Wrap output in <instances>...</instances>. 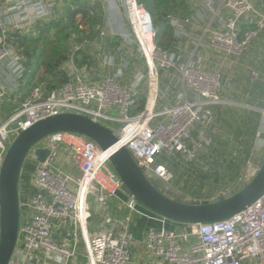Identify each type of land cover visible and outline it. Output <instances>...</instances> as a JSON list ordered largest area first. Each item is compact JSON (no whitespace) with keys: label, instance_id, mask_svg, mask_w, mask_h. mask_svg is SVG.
<instances>
[{"label":"built area","instance_id":"2783aa9c","mask_svg":"<svg viewBox=\"0 0 264 264\" xmlns=\"http://www.w3.org/2000/svg\"><path fill=\"white\" fill-rule=\"evenodd\" d=\"M111 1L108 10L125 8L129 34L121 38L128 45H137L145 76L134 75V80L124 82L125 69L131 63H120L115 68L111 53H98L106 69H115L111 74L78 69L69 60L68 81L46 95L39 88L30 89L18 107L17 98L10 94L22 77L23 57L5 45L6 26L26 30L36 20L48 17L52 4L46 0H15L7 22L0 21V107L16 105L0 121V164L20 131L65 112L86 115L111 130L113 123H121L117 133L113 132L118 139L116 145L130 152L145 176L148 173L168 182L173 172L167 161L201 163L200 157L207 152L215 133L214 107L229 102L223 97L221 74L204 68L192 55L183 59L180 54L156 47L155 27L142 3ZM203 1L212 12V20L220 21L218 27L208 23L203 30L209 46L223 57L242 56L264 29V13L249 0ZM130 4L137 5L140 14ZM224 10L228 14L219 17ZM173 23L179 33L180 24ZM95 29L101 39L112 31L107 23ZM87 43L74 44L73 51L83 50ZM200 44L198 41L195 49ZM161 71L171 73L163 90ZM251 78L257 80L258 73L253 71ZM143 79H147L148 90L144 107L131 114L135 98L142 94ZM1 80H6L11 89ZM177 84L180 88L172 91ZM152 85L155 96L148 109ZM164 101L172 104L156 110ZM261 102L260 107H251L262 114L255 142L264 134V99ZM41 141L23 161L32 169L26 171L22 164L20 171L18 236L7 264H264V194L229 218L186 224V230L175 231L166 227L168 219L150 211L148 215L133 196L121 190L108 154L96 143L74 132H56ZM43 148L49 153L38 161L35 150ZM61 148L70 155L78 176L55 166ZM258 169V165L250 164L236 181H249ZM121 192L126 197H120ZM111 200L117 203V214L113 216L108 214ZM134 215L156 220L159 226L148 227L137 238L132 230ZM134 251H141L139 257L143 255V260L135 259Z\"/></svg>","mask_w":264,"mask_h":264},{"label":"trees","instance_id":"16d2710c","mask_svg":"<svg viewBox=\"0 0 264 264\" xmlns=\"http://www.w3.org/2000/svg\"><path fill=\"white\" fill-rule=\"evenodd\" d=\"M137 1L142 3L151 15L155 27L154 42L156 47L168 51L172 42V28L167 20V15L188 14V3L186 0ZM78 17L80 21H78ZM82 21L87 22L90 27L88 26V29L80 27L84 24ZM102 22V7L97 0H56L52 4L50 15L36 20L28 29H6L5 45L11 47L23 57L22 77L16 89L10 94L11 98H17V107L28 95L30 89L39 88L42 94L46 95L68 81L67 63L69 60H72L78 69L83 66H94L95 63L91 55L82 52V50L73 51V46L77 43L93 40L98 35V31L94 27L102 25ZM244 29L246 27L242 26V30ZM116 39L118 38L105 37L102 47L109 50L111 46L120 45V41ZM159 77L162 81V71L159 73ZM259 96L261 95L259 94ZM144 104L145 96L139 94L135 98L130 113L134 114L142 110ZM15 107L16 105H11V103L1 106L0 110H3V118L12 112ZM232 107L231 104L214 107L215 121L220 123L222 129H224L223 125H226L223 130L226 133H217V127L215 126L213 141L207 152L200 157L201 163L185 165V170L180 176L183 178L184 174L188 184L197 183L198 187H202L210 178L218 182L221 175L226 172L232 176L231 180H234L240 174L239 165L236 163L238 160L236 159L241 155L240 148H242V154L245 153V160L249 158L253 137L261 114L257 110L247 107H239L236 112H233ZM228 114L229 117L227 118ZM234 122L235 126H233ZM225 160L227 163L224 162ZM178 162L173 160L167 161L166 164L173 172L176 168H173L172 164L176 166ZM22 169L27 171L31 170L32 167L23 164ZM149 181L151 182L150 179ZM189 188L193 187L190 186Z\"/></svg>","mask_w":264,"mask_h":264},{"label":"water","instance_id":"95a60500","mask_svg":"<svg viewBox=\"0 0 264 264\" xmlns=\"http://www.w3.org/2000/svg\"><path fill=\"white\" fill-rule=\"evenodd\" d=\"M56 132L85 136L108 153V161L121 181V190L145 209L181 224L207 223L233 216L264 194V160L256 174L219 197L187 202L159 191L145 176L125 147H117L113 131L86 115L65 112L35 122L20 131L7 148L0 164V264H7L16 245L19 226L18 181L24 158L41 140ZM38 161L48 149L35 150Z\"/></svg>","mask_w":264,"mask_h":264},{"label":"crops","instance_id":"0c3cea01","mask_svg":"<svg viewBox=\"0 0 264 264\" xmlns=\"http://www.w3.org/2000/svg\"><path fill=\"white\" fill-rule=\"evenodd\" d=\"M14 1L15 0H0V21H4V22L6 21L7 22V18L9 16L10 12L12 11ZM249 1L259 11L264 13V0H249ZM186 2L189 5V13L188 14H184V15L168 14L167 15V20L169 22V25L172 28V32H171L172 33V35H171L172 36V42H171V45L169 47L170 50L168 49V52L180 54L183 57V59H188L192 55V58L194 60L200 59L204 68L209 69V70L221 71V68H223V66H224V70L229 71V73L228 72H225V73L221 72L222 76H223L222 77V83H223V89H224V92H223L224 99H226L228 101L227 98H229V97H227V95L238 93V94H241L242 97H244L245 104L249 105V107H247V108L251 109L252 106H257V107L259 106L260 107L262 104L261 101H262V99H264V45H261L262 41L264 39V29L259 33L258 37L255 38L250 43L247 50L245 51V53L242 56L237 57L234 55H229V56L223 58L222 56H220L219 53L214 51L209 46L208 37L206 35H203V30L207 26L208 23L212 27H218L220 25V21L218 20V18H216L215 20H212V12L205 7L203 0H186ZM226 14H228V11L224 10L222 12H219L218 16L224 17ZM185 19H188L189 22H185L184 21ZM173 22H177L180 24L179 25L180 26L179 27V33L177 31H175V25ZM6 27L10 28L8 26H6ZM0 28H1V26H0ZM97 37H98V35H97ZM104 38H102L101 47H99L100 50H98L97 55L95 56L96 60L99 61L98 64H101V65H99V70L102 69V72L92 71V72H95L96 74H99V75L111 74L115 70L114 68L113 69L112 68L106 69V67H104V65L102 64L101 55L98 54V53H100V54L110 53L109 50H105L102 47V42H103ZM198 41H200L201 44L199 47H197L195 49L196 43ZM123 42L124 41L120 37V45H118V48L121 46V44H123ZM126 54L121 53L122 59L124 58L129 63H131L130 60H132V59L135 60V58L140 57L139 52L135 53V55H134L135 57H133V56L130 57L129 54H128V56H126ZM116 58L118 59L119 55H117ZM118 61L120 62V59ZM246 61L252 62V65H254L252 67V69L250 70L249 78L246 79V81L244 83V87L239 86L238 89H233V87L231 86V82H228V79L232 80V78H234V81L237 80V78H238L237 75L239 72V65L242 62H244L243 64L246 65V63H248ZM68 64H69V61L67 63V68H68ZM225 66H227L226 69H225ZM83 67H85V66H83ZM83 67H81V68H83ZM85 68L90 70L93 67H85ZM253 71H256L259 75V78L257 80H253L251 78ZM68 72H70L69 68H68ZM162 72H163V80L162 81L160 80V89L163 90L167 86L168 76L171 73H170V71H166V72L162 71ZM226 73H228V74H226ZM233 73H235V74L237 73L235 75V77L232 76ZM128 80H129V78L124 76L123 81L126 82ZM241 80H244V79H241ZM1 82H3V84L6 85L7 89H11L9 83H7L6 80H3V81L1 80ZM179 88H180V84H179V86L177 84L176 88L172 89V91L179 89ZM172 94H173V92H171V95ZM259 94L261 96H259ZM166 104L170 105V104H172V101H170V102L164 101V102H161L159 105H160V107H162L163 105H166ZM261 117H262V114L260 115V118ZM2 119L3 118H0V121ZM217 125H218V122L215 121V126L217 127ZM256 143L257 142L254 141V137H253L252 147H254V145ZM60 150H61V155L58 158V162L60 163L59 165L63 166L62 169L65 170L66 172H70V173H73L75 175L74 172L77 173V171L75 170L74 166L72 165L70 155L67 153V151L65 149L61 148ZM238 176L236 178H234V180H232V181H234L233 183H235L234 187H236L238 185V182L236 181ZM234 187H232V188H234ZM218 196H221V194H219ZM120 197L124 198V197H126V195L121 192ZM206 197L204 199L208 200V199H211V198L217 197V196H206ZM108 206L111 207V211L116 210V214H117L116 200L109 201ZM146 213L148 215L151 214V213H149V211H146ZM150 226L158 227L159 222L156 220L150 219L148 217H144V216H140V215H134L132 230H133V232L137 238H139L140 232H144ZM166 227L170 228L169 222L166 223ZM140 252L141 251H134L133 256L135 258H139V259L141 257L140 260H143V258H144L143 255H141L139 257ZM136 254H138V255H136Z\"/></svg>","mask_w":264,"mask_h":264},{"label":"rangeland","instance_id":"374dc122","mask_svg":"<svg viewBox=\"0 0 264 264\" xmlns=\"http://www.w3.org/2000/svg\"><path fill=\"white\" fill-rule=\"evenodd\" d=\"M48 3L53 4L56 2V0H46ZM101 3V7H102V12H103V22L102 25L107 23V25L111 27L112 31H107V35L105 37H110V38H119L116 39L117 41H120V37L121 35H127L129 34V29L127 26V22H126V12H125V8L124 7H119L117 10L114 9H107L108 7H111V5L113 4L111 0H97ZM78 21H80V18L78 17ZM82 23H84L82 26L83 29H88V23L85 21H82ZM101 25V26H102ZM90 27V26H89ZM95 28V27H94ZM202 31V30H201ZM115 40V42H116ZM101 41L102 39L98 38L97 36L93 39V40H88L87 45L85 46V48L82 50V52H85L89 55H91L92 59L94 60V66H92L93 68L90 69L91 71H99L102 72V69L99 70V65L98 64L99 61L96 60V55L97 52L99 50V47H101ZM261 41V40H260ZM264 45V39L262 41V44ZM129 45L126 44L125 42H123V44H121V46L118 48V45L116 46H111V48L109 49L110 53L112 54V56H114V62L116 64L115 68H118L117 65H119L120 63L126 64L128 61L125 60L124 58L122 59V54H126V56H128V54L133 57H135V53L138 52V47L137 45ZM138 54V53H137ZM119 55V58L117 59L116 56ZM222 56V55H220ZM223 57V56H222ZM225 58V57H223ZM120 59V62L118 61ZM131 64H129V66L125 69V76L127 78H129L130 81H132V79L134 78V75H136L135 77H139V76H145V65L143 64V58L140 57L135 58V60H130ZM248 62V61H246ZM244 62H242L239 65V72H238V78L237 80L234 81V78H232V80L228 79V82H231V86L233 87V89H238L239 86L244 87V83L246 81V79L249 78V73L250 70L252 69V67L254 65H252V62H248L245 64H243ZM227 68V66H225V69ZM257 70V69H256ZM228 72V70H224V66L223 68H221V71H219V73L221 74V78L222 73ZM226 73V74H228ZM142 74V75H141ZM237 74V73H236ZM235 73L232 74L233 77H235L236 75ZM236 76V77H237ZM135 79V78H134ZM133 79V80H134ZM244 79V80H241ZM233 81V82H232ZM146 82L147 79H143V84H142V94L147 97V86H146ZM228 104H231L233 107L232 109H234L233 112H236V109L241 107H248L247 104H245L244 101V97H242L241 94L238 93H234V94H229L227 95ZM160 105L158 104L156 106V110L159 109ZM3 110H0V118H3V114H2ZM227 118L229 117V114L226 116ZM121 123H113L112 124V131L114 133H117L118 129L120 128ZM235 126V122L234 125ZM226 125H223V128L225 129ZM217 133H226L223 132L224 129L221 128L220 123H218L217 125ZM42 143V141H41ZM258 145V146H257ZM229 147V144H228ZM234 150V148H232ZM241 150V155L239 156L238 160L236 163H238L239 165V173L242 176L243 173L245 172V170L247 169V166H249L250 164H256L258 166L261 165V163L264 160V135L262 136V138L254 145V147H252V151L250 152L249 158L247 160L245 153L242 154V148H240ZM230 160V159H229ZM178 162V161H176ZM225 163H227V161H224ZM171 163V162H170ZM59 162L55 163L56 167H61L63 168V166L59 165ZM185 165H187L185 162H178V164L173 165V168H176V170L174 169L173 171V178L166 182L163 181L161 179H158L154 176H150L148 173H146L147 177L151 180L152 184L159 190L161 191L163 194L169 196V197H178V198H182L183 201H187V202H202L206 196H217L221 194L223 195L224 193H226L228 190H230L232 187H234L235 183H233L234 181L231 180V175L228 174L227 172L225 174L221 175V178H219V181L216 182L214 181L212 178L208 179L202 187H198L197 183L195 184H188L186 182V179L184 177L183 174V178L180 176V174L185 170ZM75 176H78V173L74 172ZM190 186H192L193 188H189ZM192 191H191V190ZM18 190H20V184L18 181ZM207 198V197H206ZM141 205V204H140ZM94 211V209H93ZM108 214L113 216L116 215V210H109ZM168 222L170 223V228L175 230V231H180V230H186L187 229V225L186 224H181L178 222H174L171 220H168ZM134 257V256H133ZM135 258V257H134ZM135 259H139V258H135Z\"/></svg>","mask_w":264,"mask_h":264},{"label":"bare ground","instance_id":"6f19581e","mask_svg":"<svg viewBox=\"0 0 264 264\" xmlns=\"http://www.w3.org/2000/svg\"><path fill=\"white\" fill-rule=\"evenodd\" d=\"M130 7L133 9V11L135 13H138L140 14V12H138V8H137V5H132L130 4ZM155 96V85L151 86V91H150V97H149V105H148V109L151 107V104L153 102V98ZM109 152H106V154H108Z\"/></svg>","mask_w":264,"mask_h":264}]
</instances>
